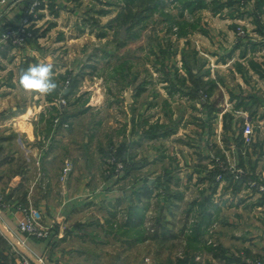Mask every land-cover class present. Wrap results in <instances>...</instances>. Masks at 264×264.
<instances>
[{
    "label": "rangeland",
    "instance_id": "1",
    "mask_svg": "<svg viewBox=\"0 0 264 264\" xmlns=\"http://www.w3.org/2000/svg\"><path fill=\"white\" fill-rule=\"evenodd\" d=\"M109 1L114 4H106ZM258 1L236 0L232 6H226L218 12L212 8L202 9L195 15L186 12L185 17L191 21L195 20L199 26L182 37L176 34L178 26L169 30V24L163 20V16L155 14L139 38L127 39L128 34L124 27L109 26L110 19L123 5L122 0H60L59 3L54 2L51 9L55 16L51 15L39 28L31 26L35 35L33 42H27L18 48L21 52H27L31 44L38 46V49L41 48L36 50L41 53L39 60L37 54L32 55L33 52L28 51L30 55L21 54L17 60L9 61V65H6L7 68L1 72L2 80L11 81L14 75H17L19 80L21 71L30 65L51 62L54 80L58 87H61V91L58 95L54 92L50 94L52 100L49 95H31L21 89L16 93L4 92L1 99L6 101L7 96L11 95L13 98L9 100L10 103L16 101L15 104L20 106H24V101L31 100L33 105L48 101L42 111L47 114V120L53 118V130L68 136L67 138L73 137L80 145L77 158L80 155L83 157V160H79L83 172L80 173L79 169L75 168L76 165L73 166L75 170L78 169L73 177V188L78 180L81 181L89 174L93 186L100 188L105 183L100 189L123 190V194L118 193L117 196H112V199L87 201L81 204L80 211L69 217L66 223L62 220L60 223L71 235L67 238H64L63 233L52 236L51 228L44 226L40 221V217L43 221L50 217L51 209L41 212V215L33 210L34 216L43 227L49 228L50 234L43 238L34 237L37 240H46L48 246L46 253L35 254L30 251L31 257L43 259L45 264L51 256L59 262L66 261L69 264H176L184 257L187 249L186 227L194 218V213L189 211L190 204L194 199L213 190L215 182L207 176L209 170L217 166L237 167L240 162L239 154L243 149L247 171L255 169L257 177L264 180V77L261 76L264 72V0L263 4L258 6L260 8H257ZM45 3L51 6L50 0ZM97 9H107L109 13L100 15L96 12ZM171 11L178 16L180 9L176 5ZM35 13L37 16L40 12ZM178 18L181 19L180 15ZM53 22L59 23L58 26L48 30V38L38 41L40 29L50 26ZM102 33H106V36H99ZM74 35L79 36V39L72 37ZM62 36L65 43L57 44L55 40L58 41ZM160 44L170 49L169 54L164 57ZM183 48L188 51L196 49L201 61L205 63L201 69L206 73L205 78L214 79L218 83L212 95H203V98L214 103L217 109L216 117L212 120H209L210 114L200 99L192 100L185 94L168 93V83L164 79L167 70L173 72L175 67H182ZM125 61L131 67L123 69L124 71H115V67ZM68 72L74 75L82 73L84 76L77 91L65 97L64 93L70 87V77L61 79L59 75H68ZM144 80L148 81L146 89L140 96H136L137 87ZM191 82L193 79L189 80L190 84ZM235 96L249 102L250 109L246 110L243 106L238 108ZM165 99H168V103ZM7 105L11 106L9 103ZM33 111L37 112L38 109L33 108ZM227 112L233 117L230 130L224 129V114ZM65 113L70 115L65 122L67 125H60L59 121ZM39 115L40 112L37 115L40 119ZM133 117L136 122L135 130L139 134L144 127L158 121L176 127L177 130L167 137L141 140L138 134L132 135L129 131V123L133 128L130 120ZM206 121H209L211 126L204 127L206 125L203 123ZM247 121L253 128L251 141H245L239 147L235 138ZM45 122L46 120L41 124L44 125ZM2 125L0 133L3 135L15 131ZM34 127L36 131L37 125L34 124ZM12 137L7 139L5 146L11 153L14 151L16 158L14 156L15 160L13 159L9 166L0 167V188L16 178L10 173L9 167L18 168L25 165L28 167L27 177L32 181L30 190L35 206L36 199L41 197L39 184L44 176L40 169L41 156L36 152L29 154L30 159L25 158L23 143L29 142V139L19 133ZM130 138L136 141L131 148L132 155H135L134 160L144 163L150 158L151 161L149 165L133 171L127 177L124 176V164L122 167L114 166L108 157L111 156V144L117 149L123 140ZM86 139L88 143H85ZM83 144L88 147L85 148ZM70 150L69 154H73ZM64 154L65 152L60 156ZM116 155L122 159L118 153ZM21 156L25 158V162H22ZM85 156L92 157L89 165L84 163ZM61 160L64 161V158ZM65 163L67 166L70 161ZM166 168L173 171L171 189L183 192L184 198L174 200L171 204H162V199L154 196L143 226L146 229L145 240L135 242L130 241L127 234L119 235L116 232L118 227L121 226V230L126 228L124 223L130 205V195L137 181L141 178L154 181L163 175ZM64 173L65 168L57 175V179L68 189V182L62 181L68 175L65 176ZM53 176L55 177L56 173ZM107 177H116L118 180L104 182ZM56 181L54 178V182ZM225 182L224 186L217 187L213 196L214 201L216 199L225 207V214L221 213V208L219 217L202 238L204 242L208 241L212 245L228 249L230 256L246 259L251 264H264V204L260 203L261 192L264 190L260 188V192L256 193L244 186L236 190L228 181ZM29 184L30 181L27 182V185ZM261 186H264V181L260 183ZM63 189L57 182L54 183L48 199L51 206L62 202ZM226 217H233L235 222L226 223ZM82 221L83 229L74 235L69 227ZM113 227L116 229L113 230ZM1 233L6 237L5 233ZM252 240L258 243L253 246L256 250L253 255L255 258L260 257L257 260L250 259L251 257H246L245 252L243 253L247 245H253ZM15 246L13 251L17 255L16 258H19L17 250L21 248ZM101 246L109 248L104 250ZM204 247L202 244L200 249L191 250V253L196 255L197 264H210L211 259L208 256L212 253ZM220 264L226 262L223 260Z\"/></svg>",
    "mask_w": 264,
    "mask_h": 264
},
{
    "label": "trees",
    "instance_id": "2",
    "mask_svg": "<svg viewBox=\"0 0 264 264\" xmlns=\"http://www.w3.org/2000/svg\"><path fill=\"white\" fill-rule=\"evenodd\" d=\"M40 3L36 6V11L42 8V0H39ZM123 5L121 6L119 12L110 19L109 26L115 27H124L128 34L127 39L130 38H139L143 30H145L149 24V20L155 16V14H160L163 16V20L166 21L169 25V30H173L175 26H178L179 29L176 32L178 37L187 36L191 31L198 28L199 23L195 20H190L185 17L186 12L191 15H195L198 11L205 9V8H212V10L218 12L220 9L226 6H232L236 0H228V1H221V0H173V2L169 0H122ZM32 4V3H31ZM109 5L114 4V2L109 1ZM263 4L262 0L258 1V6ZM174 5V6H173ZM176 5L180 9L179 15L175 16L174 12L171 9H175ZM258 11V9L256 10ZM97 13L100 15H107L109 11L107 9H97ZM27 13V12H26ZM174 13V14H173ZM26 15V14H25ZM33 19V17H30ZM99 36H106V33H102ZM35 37V35H34ZM29 42H33L30 40ZM163 44H160V50L162 52V57L169 54L170 49L164 48ZM182 67H175L174 72L171 70L166 73V78L164 79L165 82L168 83V93L170 95H174L175 93L185 94L192 100H199L202 105L206 108L208 114H210V119L216 117L215 112L217 111L214 103H210L209 100L203 98L204 93L207 95H212L217 87V82L214 79H207L205 78V72L201 69L205 65L204 62L201 61L200 57L198 56V51L196 49H192L188 51L186 48L182 49ZM164 61V60H163ZM131 66L127 65V62H122L120 65L115 67V71L121 69L124 71ZM124 69V70H123ZM181 69L184 71H181ZM61 79L70 77V87L67 92L64 93V96H69L70 93L77 91L79 87V83L81 81L82 76L84 74L79 73L74 75L72 72H68V75L60 74ZM264 77V72L261 74ZM68 77V78H69ZM53 79H55L53 77ZM193 79L191 84L189 80ZM147 80L140 83L137 87L136 96H140L142 92L146 89ZM61 87H57L55 90V95L60 93ZM53 93V94H54ZM202 96V97H201ZM50 97V95L48 96ZM52 96L50 100H52ZM202 98V99H201ZM237 98V107L243 106L244 109H250V103L244 101V99L240 96H235ZM168 99L164 101L168 103ZM208 100V101H207ZM2 114H5L2 113ZM70 115L65 113L62 116L59 124H63L67 122ZM224 129L230 130L231 129V120L232 116L231 113L224 114ZM133 123V132H135V117L132 119ZM146 125L148 124V120H145ZM204 127L211 126L209 121L203 123ZM176 127L167 126L164 123L156 122L149 125V127H144L142 129L141 135L145 138H157V137H167L171 134L176 132ZM244 128L236 135V143L237 146L241 147L244 144ZM7 138V137H6ZM2 139L0 138V166L12 161L14 157H9L6 155V149L4 145L1 143ZM111 146H114L111 144ZM111 151L109 150V153ZM116 153H118L123 161L124 164V176H130L134 170H139L143 166L147 164V162H138L135 161L133 156L127 157L128 153V145L127 143L121 142L120 146L117 148ZM240 162L237 164V169L240 168L243 170L242 173H237L231 171L230 167H222L217 166L213 170H209V174L213 182V190L211 193H205L202 197L198 199H194L190 204L189 211L190 213H194V218L191 219L192 221L187 224L188 228V235L186 237V251L184 257L181 258L176 262V264H197L195 261L194 253H191V250H197L201 248L203 244L206 250L211 252L214 257H226V249L220 247L219 245H212L208 243V241L203 240V235L208 232V228L213 225L216 221L214 211H218L219 207L215 203L213 196L216 193L217 186L219 181L216 179L218 174H222L223 179L229 182V185L235 187L236 190L240 189V187H247L252 189L254 192H260V183L264 180H260L256 173L255 169H251L247 171L245 166L244 157H243V149L239 154ZM114 165V164H113ZM116 166V165H114ZM113 170V169H112ZM172 171L168 168L165 169L163 175H160L154 181H150L148 178H141L140 181H137V184L134 186L133 193L130 195V205L128 206L127 211V218H126V228L121 230V226L118 227L117 233L119 235L127 234L128 239L130 241H143L146 239V229L143 227L145 220H146V212L153 201L154 196H157L159 200L162 199V204L165 203H173L174 200H180L184 198V193L181 191H173L171 189V179H172ZM108 177H111L108 175ZM217 180V181H216ZM221 182V181H220ZM254 182V183H253ZM254 185H253V184ZM262 193L261 204L264 203V192ZM11 196V193L9 194ZM8 195V196H9ZM8 196L1 197V201H9ZM26 194L24 193V197ZM134 197V198H133ZM165 199V200H164ZM25 200V198H24ZM21 204L23 206H27L21 201L17 202V205ZM196 210V211H195ZM213 211V212H212ZM80 224H76L74 227H80ZM116 228L113 227V230ZM204 242V243H203ZM14 245L0 232V264H15L17 260V255L13 251ZM246 255V254H245ZM246 257H249L247 253ZM230 260H235L237 264H251L246 259H241L239 257H227ZM250 258V257H249ZM260 258V257H258ZM253 257L252 259H258ZM263 262L262 259H260Z\"/></svg>",
    "mask_w": 264,
    "mask_h": 264
},
{
    "label": "crops",
    "instance_id": "3",
    "mask_svg": "<svg viewBox=\"0 0 264 264\" xmlns=\"http://www.w3.org/2000/svg\"><path fill=\"white\" fill-rule=\"evenodd\" d=\"M34 1L35 0H8V3H0V30L8 25L19 24L22 18L24 17V15L26 14V12L33 5ZM46 1L48 0H42V3H43L42 8L36 11L40 13L39 15L35 17V19L32 20V25L36 26V28H39L45 21L51 18L50 16L53 15L51 9L54 5V2H58V3L60 2V0H50L51 6H48V3H45ZM57 15H59V13L56 14V16ZM58 24L59 23L53 22L50 26L40 29L41 32H38L39 33L38 41L48 38V33H49L48 30L51 29V27L53 28L55 26H58ZM72 37H74L76 40L79 39V36H76V35ZM63 38L64 37L62 36L61 39H59L58 41L55 40L56 43L63 45L65 43V39ZM66 38L68 39L67 35H66ZM18 49L19 48L17 47H12L8 45H2L0 47V81H1L0 82V128L1 126H3L2 124H4V126L6 125L8 129L15 130L12 132L11 131L8 132L13 137L11 135L10 136L7 135L8 133L6 135H3L2 133H0V138L2 139L1 143H3L5 146L7 144L6 141L10 140L11 137L14 138L15 133H19L21 135H24L26 138H28L29 142L23 143L24 150H25V158L30 159L29 154L38 152L39 156H41L40 160L42 162L40 169H41V172L44 174V176H42V179L39 184L41 188V191H40L41 197H39V199H36L37 202H35V206H36L35 207L33 206L34 204H33V198H32V191L30 190V188H32V181L29 180L27 177L28 167H25V165L19 166L18 168H15L13 166L9 167L10 173L14 176V178L15 177L16 178L12 180V182L7 183L3 187L0 188V230L2 229V231L5 233L8 240L14 246L16 245L21 249L23 248L28 251H32L35 254H42V253H46L47 251L46 248L48 245H47L46 240H37L33 236H28L26 234L21 233L18 230V223L24 217V213L17 206L18 201H21L22 203L30 207L32 210H35L40 215H41V212H45L46 210L51 209L50 217L49 218L46 217L47 220H44V221L40 217V221L43 223L44 226L51 228L52 236H55V235L59 236L61 233H63L65 234L64 238H67V237H70L71 235L70 233L67 232L68 230L67 228L66 229L63 228V225L60 223L62 222V220L64 221V223H66L69 217L76 214L77 211L78 212L80 211L81 204H85L87 201L95 200V199H102V198L112 199V196H117L118 193H120V195L123 194V190L115 189L113 190L114 191L113 192L111 189L109 190L100 189L101 187L104 186L105 183H103V185L100 188H98V186H93L92 178L90 177L89 174L86 175V177H83L81 181L78 180V182H76V186H74L75 188H73L72 181L73 179H75L73 177L78 172V169L80 173L83 172V168L81 167V161H79L80 159L83 160V157L82 155H80L79 158H77V154H79L78 149L80 148V145L78 144V141H75L73 137L67 138L68 136H65L61 133L59 134L58 132H55L56 130H53L54 129L53 118L47 120L46 119L47 114L45 113V111H42L43 107L48 104V101H41L40 104L38 105L37 104L33 105L31 100L29 102L24 101V104H22L24 106H20V104L19 105L15 104L16 101H13L10 103L9 100H12L13 98L11 95L7 96L8 100L6 101L4 99H1L4 92L8 94L9 92L16 93L18 90H20L19 83H18L19 80H18L17 75L16 76L14 75L11 81L2 80L3 73L1 72H4V70L7 68L6 65H9V61L17 60L23 53L30 55L28 51L33 52L32 53L33 56L34 54H37L36 56L38 60H39L38 57L41 56L39 55L40 52L38 53V51H36V50H40L41 48L38 49V46H33V44H31L29 49H27L28 51L26 50L27 52L25 51L21 52L20 49L19 50ZM4 62H7V63L5 64ZM53 71H54V68H53ZM181 71L183 70L181 69ZM7 103L11 104V106L8 107L9 105H7ZM33 108L35 109L37 108L38 111L37 112L33 111ZM5 109L6 111H4ZM4 112L5 114H2ZM39 112H40V115H39L40 119L37 118V115L39 114ZM44 119L46 120V122L43 125L41 123L45 121ZM130 120L132 121V118ZM130 120H128V122H131ZM34 124L37 125L36 131H35ZM129 127L131 129L129 131L131 132L132 135H135L136 133L139 135V139L141 138L142 140L143 138H145V137H142V135L139 134L138 132L136 131L133 132L132 127L130 126V123H129ZM47 129L49 131H47ZM157 138H153V139H157ZM153 139L149 138V140H153ZM133 140L134 139L130 138L129 140L122 141V142L125 141L128 145L127 157L135 156V155H132L133 153L131 151L133 144L136 143V141H133ZM35 141H39V142L36 143ZM85 143H88V139L85 140ZM83 145H85L84 146L85 148L88 147L87 144H83ZM69 149H71L70 153L72 152L73 154H69L68 152ZM6 150H7L5 153L6 155H9V157L15 156V154H13L14 151H12L11 153V151H9L10 150L9 148H7ZM63 152H65L64 156H60V154H62ZM154 156H156L155 153H154ZM25 158L24 157L21 158L22 162L26 161ZM61 158H64V161L61 160ZM84 160H85L84 163L89 165L88 163L89 161H92V157L90 158L88 156H85ZM148 160L151 161L150 158ZM65 161H70V163L72 164V168L69 170L67 178H64L62 180V181L66 180V182H68V189L65 186H63V184L62 185L60 184L59 182L60 179H57L58 177L57 175L58 174L60 175L61 171H63V169L66 167ZM149 161H147V165H149L148 164ZM9 163H13V162L10 161L4 165L9 166ZM4 165H1L0 167H3ZM73 166L78 169L75 170ZM134 171H138V170H134ZM54 173H56L55 177L53 176ZM46 174H48V176ZM43 178L44 180L45 179L46 180L44 181ZM54 178L57 180L56 182L58 186L63 187L64 189L61 191L62 193L61 201L62 202L58 203V205L56 206H51L48 199L54 187V183H56L54 182ZM120 179H122V177ZM108 180H112V182H116L118 178L115 177V178L110 179L107 177L104 182ZM29 181L31 183L29 184L30 186L27 185V182ZM224 182L225 180H223V182H219L217 187L219 188V187L224 186L225 185ZM23 189L25 190L23 191ZM10 193H11V196L9 195ZM24 193L26 194L25 197H24ZM3 196H8L9 201L7 202L1 201V197ZM215 203L219 207L218 211H214V215L217 220V218L219 217L218 212L219 211L221 212V208H222V212H221L222 214H225L226 209L224 206L221 205V202L218 203L216 199H215ZM226 218H227L226 223L235 222V220H233L234 219L233 217H232L233 219L231 217L230 218L226 217ZM83 223L84 221L77 222L76 224H80L81 226L76 228L74 227L76 225L75 224L72 227H69V230H71V232H73L74 235L77 233H80L81 232L80 230L83 229L82 227ZM252 243L253 245H247L245 250H243V253L245 252L244 255L245 254L247 255L248 253L249 257H251L250 259L255 257L253 255V253L256 251L255 248L253 247L254 244H258L255 240H252ZM101 248L104 250H107L109 247L101 246ZM226 252H227L226 253L227 256L224 258L214 257L213 254L209 253L210 255L208 257L211 259L210 264H220V262H222L223 260L224 262H226V264H237L235 260H230L227 258V257H234V255L230 256L228 253V249H226ZM49 258L50 259L46 260L47 264H69L66 261L59 262V260H56L52 256ZM32 264H38L36 259L33 257H32Z\"/></svg>",
    "mask_w": 264,
    "mask_h": 264
},
{
    "label": "built area",
    "instance_id": "4",
    "mask_svg": "<svg viewBox=\"0 0 264 264\" xmlns=\"http://www.w3.org/2000/svg\"><path fill=\"white\" fill-rule=\"evenodd\" d=\"M0 3H8V0H0ZM40 3L39 0H35L31 8L27 11L26 15L22 18L21 22L16 25H8L5 26L0 30V46L2 45H8L12 47H22L25 43L29 42L33 38V32L31 30L32 26V20L36 17V6ZM33 17L31 19L30 17ZM62 101H64L63 98H61ZM59 120V119H58ZM66 124V123H63ZM67 125V124H66ZM244 137L246 142L251 141V136L253 134V128L249 121L246 122V125L244 127ZM116 148L114 146L110 147L111 156L108 157L109 162L111 161V164L123 166L122 159H119L116 155ZM72 168V164L69 163L65 167V173L66 176L69 172V170ZM120 168V167H119ZM233 172L242 173L243 170L240 168H236L235 166H231L229 168ZM216 179L218 181H223L222 174H218ZM262 190H264V186L260 187ZM260 189V190H261ZM19 209L24 213L23 219L19 221L18 223V230L21 233H24L28 236L33 237H48L50 234L49 228L43 227L40 224V221L34 216L33 210L28 206H23L21 204L17 205ZM0 232H3L2 229ZM4 233V232H3ZM18 257L15 264H32V254L30 251L26 249H18ZM38 264H45L43 263V259H36ZM260 264V262H258Z\"/></svg>",
    "mask_w": 264,
    "mask_h": 264
},
{
    "label": "clouds",
    "instance_id": "5",
    "mask_svg": "<svg viewBox=\"0 0 264 264\" xmlns=\"http://www.w3.org/2000/svg\"><path fill=\"white\" fill-rule=\"evenodd\" d=\"M19 87L27 94L47 96L55 92L58 85L53 79L52 63L41 62L22 70L19 76Z\"/></svg>",
    "mask_w": 264,
    "mask_h": 264
}]
</instances>
